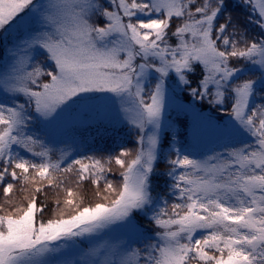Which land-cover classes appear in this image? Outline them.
Wrapping results in <instances>:
<instances>
[{
  "label": "snow or ice",
  "instance_id": "obj_1",
  "mask_svg": "<svg viewBox=\"0 0 264 264\" xmlns=\"http://www.w3.org/2000/svg\"><path fill=\"white\" fill-rule=\"evenodd\" d=\"M229 7L227 0H0V44L10 45L0 67V264H264V104L252 103L264 92V0L237 5L258 37L225 14ZM196 72L201 78L190 81ZM169 79L226 111L222 135L244 138L207 159L177 149L167 161L171 204L152 195L167 144L160 132ZM95 93L120 98L139 146L62 167L39 133ZM113 164L119 182L108 178ZM85 181L93 186L88 203ZM49 192L55 208L45 220L39 197ZM138 216L154 223V235L134 223ZM117 230L103 244L91 240ZM76 238L89 246L69 260L62 250Z\"/></svg>",
  "mask_w": 264,
  "mask_h": 264
},
{
  "label": "rangeland",
  "instance_id": "obj_2",
  "mask_svg": "<svg viewBox=\"0 0 264 264\" xmlns=\"http://www.w3.org/2000/svg\"><path fill=\"white\" fill-rule=\"evenodd\" d=\"M173 46L175 45L173 44ZM8 47H10V45L5 46L0 44V67L9 63ZM37 61L44 63V57L37 56ZM170 75L175 77V73H171ZM177 83L178 81L174 82L173 79L167 81L168 90L166 93L160 136L163 130L172 123L174 115L182 113V115H186L190 120L189 138L184 143L176 142L175 144V149H180L182 154H190V158L194 159H207L216 152L224 150L226 144L240 147V141L244 139L243 137L228 138L222 135L225 124H227L231 118L226 117L224 121L218 123L214 118L208 115L209 111L200 112L194 104V101L200 99L191 95L189 87L184 84H179L177 87ZM152 86V84L147 86L146 93ZM181 91L188 93L190 101L186 102L181 100ZM88 95L93 96L94 99L90 100L87 104L73 106L72 109L64 114L63 119L57 125L52 128L43 129L39 133L42 140H44L51 149L50 155L53 160H63L64 165L71 163L73 159H81L80 155L78 156L75 154V152L79 154L76 151L75 144L66 146L61 143L63 133L72 126H87L101 122L110 126L127 125L135 128L129 123V118L123 111L120 98L116 97L115 94L95 93ZM258 98L264 100L263 92H257L252 103L257 106L264 104L263 102H258ZM203 100L209 101V98ZM71 142L72 140L68 141V143ZM184 147L188 148V152L183 151ZM148 215L150 217L151 213ZM121 231L122 230H117L108 235L102 233L97 237L91 238V240L95 244H103L105 241L109 240L110 237L120 235ZM76 239L78 243L75 247H73L72 241H68V246L62 250L67 254L69 260L76 259L77 251L86 249L89 246L88 238ZM133 247H136V245H133Z\"/></svg>",
  "mask_w": 264,
  "mask_h": 264
},
{
  "label": "trees",
  "instance_id": "obj_3",
  "mask_svg": "<svg viewBox=\"0 0 264 264\" xmlns=\"http://www.w3.org/2000/svg\"><path fill=\"white\" fill-rule=\"evenodd\" d=\"M227 2L230 7L225 14L227 15L228 13H231L233 16L238 17L242 26L247 29L249 37H258L260 33L257 27L254 24L246 23L248 10L237 7L240 0H227ZM248 76H252V73H248L247 76L242 77V79L248 78ZM200 78V72L189 74L188 76L190 81H198ZM191 86L195 87L196 84L192 83ZM180 94L182 101H190V96L187 92L181 91ZM258 102L264 103V100L258 98ZM194 104L200 112L209 111L208 115L214 118L218 123L224 121L226 117H229L226 114V111L217 109L207 100H196L194 101ZM189 130V118L184 114L182 115V113H178L174 115L172 123L163 130L161 135V140L167 141V144L162 150L166 159L162 157L157 161L155 167L157 175H154L153 177L152 195L154 197L159 195L161 201L168 200L169 204L176 202V199L175 197L169 199L171 194L170 189L165 184L166 180L169 184L171 183V180L166 175V171L169 168L167 161L168 159L175 158V144L176 142L184 143L189 138ZM69 140H72V142L68 143ZM61 143L66 146L75 144L76 151L79 153L77 154L75 152V154L78 156L80 155L81 159L90 156L107 159L109 156H115L125 149L134 154L136 148L139 146L137 142V129L127 125L110 126L101 122L87 126H72L63 133ZM64 166L66 165L62 163V167ZM112 167L113 171L109 173L108 178L114 182H119L121 177L119 176L118 166L113 164ZM82 190L86 196L85 203H88L92 198L93 186L85 181ZM54 199L55 197L51 192H49L47 199H45L44 196L39 197V201H43L47 204L43 217L45 220L50 218L53 213V209L55 208ZM134 222L140 227L153 230V234H155L156 226L154 223H150L147 217L138 216Z\"/></svg>",
  "mask_w": 264,
  "mask_h": 264
}]
</instances>
